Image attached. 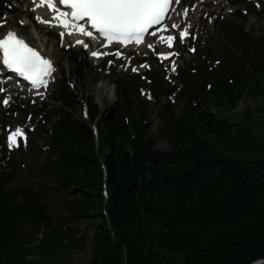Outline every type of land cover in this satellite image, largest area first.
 Segmentation results:
<instances>
[{
  "label": "trees",
  "instance_id": "16d2710c",
  "mask_svg": "<svg viewBox=\"0 0 264 264\" xmlns=\"http://www.w3.org/2000/svg\"><path fill=\"white\" fill-rule=\"evenodd\" d=\"M241 32V55L206 100L179 117L162 111L157 136L126 87L108 110L89 103L98 148L86 122L62 119L68 133L44 170L50 192L8 188L10 173L0 172V264H73L86 249L84 264L264 260V105L232 113L244 97L264 102V37Z\"/></svg>",
  "mask_w": 264,
  "mask_h": 264
},
{
  "label": "snow or ice",
  "instance_id": "6c2138e0",
  "mask_svg": "<svg viewBox=\"0 0 264 264\" xmlns=\"http://www.w3.org/2000/svg\"><path fill=\"white\" fill-rule=\"evenodd\" d=\"M170 2L176 0H40L41 4H46L53 11L52 21L43 20L36 17L39 22L52 24L58 22L63 29H75L80 34L88 37L93 36L94 30L99 37H102L108 45L117 42L120 45L134 43L140 45L144 42L145 34L155 25H163L166 13L169 11ZM65 6V9L58 7ZM38 6V5H37ZM85 21V23H79ZM90 25L91 30L85 27ZM172 28L180 26L173 23ZM64 32L60 33L61 38ZM189 33L187 30H181L177 36L167 35L161 39L171 48L174 40L183 41ZM154 35V34H153ZM76 43L84 44L83 41ZM71 46V45H70ZM87 48L88 45L84 44ZM152 48V44L147 45ZM178 54V53H176ZM93 57H99L101 53L92 51ZM119 56L121 53L116 52ZM162 58H167L172 53H159ZM112 61L110 60L109 63ZM173 62V70H174ZM6 68L25 81L31 83L33 88L47 86L48 77L53 72V63L49 58L44 57L35 47L30 46L23 36L18 35L16 31L8 30L5 34H0V70ZM132 71H137L133 68ZM4 91L0 88V92ZM5 106L8 105V98H0ZM30 119V117H29ZM24 137L26 143V134L19 126L11 131L7 136L9 148L18 146L17 137Z\"/></svg>",
  "mask_w": 264,
  "mask_h": 264
},
{
  "label": "rangeland",
  "instance_id": "374dc122",
  "mask_svg": "<svg viewBox=\"0 0 264 264\" xmlns=\"http://www.w3.org/2000/svg\"><path fill=\"white\" fill-rule=\"evenodd\" d=\"M4 1L7 3L9 7H11L12 9H15L13 14H19V16L22 19H23V15L28 16L29 14L31 15L32 13V11L27 7V4L25 2L22 3L20 2V0H16L19 6H15L14 4L11 5V2H13L14 0H4ZM249 8L250 9L248 13L244 15L245 17L243 16L240 17L238 14H240L241 11L238 9L235 10V12L237 11L236 14L233 16L230 15L231 23L228 26L224 27L225 29H223V31L218 30L211 36V39L209 40L210 54L207 55L206 59L210 62L208 66H211L212 71H209L207 69L205 60L202 59L201 57L202 54H197L195 57H189V59L187 58L182 59L183 62L181 63V68L183 66L182 68L183 75L179 77V83H177L175 87H170L169 85L164 83L162 79V74L158 73L156 81L160 83L161 87L167 88L168 90L167 94H169L172 90H175L181 84L183 85V87L186 85V83H183L184 81L183 76L185 78L187 74L191 76V74L188 71L191 69L190 67L193 62H196V66L195 67L192 66V69H197V70L199 69L201 71H204V68L206 67V70L208 72H213L217 70L220 65H216V68H213L212 62L223 60L224 57L222 55L224 53L228 52L232 55H237L238 49L234 46V43L232 42V39H231L232 33L236 27L243 26L244 31L253 32L254 36L261 35L262 30L260 28L264 25V14H262V12H258L257 10L251 8L250 6ZM239 9H245V6L243 8L239 7ZM9 11H10V8L6 12H9ZM224 12H231V11L225 8ZM219 18H222V16H219ZM26 30H28V28H26ZM45 32H47L46 35L44 34ZM36 39L40 42L41 47L44 49V52L48 54L49 56H51L57 63V72L55 73V79H54V83L56 84H54L51 87V91H53L57 85L59 86L68 85L70 89H71L70 85H73L72 88L79 90V87H77V85L74 83L72 72H70V70H72V65H70V61H69V59H71L74 54H77L80 56L82 64H84L86 67L85 72L83 74V78L81 79L82 80L81 83L83 84L82 90H83L85 97L87 95L89 98L91 97L94 98L95 99L94 101L97 103L100 110H108L109 108L112 107L115 101V86L112 83V78H103V74H101V70L97 67L95 68L94 62H91L90 60H88L86 55L83 54L80 49L70 48V44L69 43L65 44L61 42L60 38L54 39L53 32L47 29H45V31L44 29H42L41 35L37 34ZM215 40H217L216 44L218 45L213 44ZM185 68H186V71H185ZM68 72L70 74H68ZM155 74L156 72H152L151 76ZM112 75H113V78L114 76H116V77H120L125 82H132L129 79L130 75L128 74V72L126 73H124V71L117 72V70L114 69V70H111L109 75H106L105 73V77L112 76ZM77 80L78 79H76V82ZM141 86L150 87V88L153 87V86H146L145 84H141ZM98 87L99 88L101 87V89H103V91L105 92L103 93L105 97L102 99L97 97L96 90ZM160 97L163 103L167 102L168 99L165 93H163ZM260 104L261 106H263L264 102H262V99L259 96L254 97V98L244 97L238 103L237 111L242 112L246 110H254V108L256 106H259ZM182 106H183V102L179 99V101H177L174 105V113H180L182 110ZM23 107H26V109H29V104L23 105L21 103L19 105L20 113H17V115L8 114L5 111H3L0 115H4L5 118H9V119L12 118L15 121H17L21 117L19 122L20 123L25 122V115L27 114V112L22 111ZM82 107H83V104H80L76 112L77 116H81ZM156 113L157 112H153L151 116V132L150 133L152 135L157 134V128L160 124ZM258 117L263 118L264 120V113L259 112ZM40 134L41 132L39 131L38 133L35 134V137H38ZM261 137L264 138V134ZM156 148L160 150H165L167 148V141H165L164 139H159V141L157 142ZM32 156L33 155L29 156L30 160ZM35 159H36V162L39 161L37 160V156H35ZM31 180H34V173H32L30 169L25 168V169L20 170L18 172V175L16 174V176L10 182L9 187L17 186L23 181H31ZM88 258H89V250L86 249L84 252L73 256V264H84L88 260Z\"/></svg>",
  "mask_w": 264,
  "mask_h": 264
},
{
  "label": "bare ground",
  "instance_id": "6f19581e",
  "mask_svg": "<svg viewBox=\"0 0 264 264\" xmlns=\"http://www.w3.org/2000/svg\"><path fill=\"white\" fill-rule=\"evenodd\" d=\"M30 9L35 13V16L36 17H39V16H41V18L43 17L42 15H43V13L42 12H40V11H38V10H42V9H38L37 10V8L34 6V5H31L30 6ZM14 11H15V9H11L6 15H7V17L4 19V25L5 26H7V27H9L10 29H12V27H15V25H16V23L18 22V20H19V18L20 17H18V15L17 14H13L14 13ZM23 17H24V15H23ZM25 20H26V17H25ZM25 20H22V21H25ZM21 21V22H22ZM21 22H20V24H21ZM229 22V20H228V18H226L225 19V24H227ZM20 24H18V25H20ZM21 32V34L23 35V36H26V37H28L29 38V36L24 32V31H20ZM102 87H104V86H102ZM96 93H97V97L98 98H104L105 97V95L103 94V93H105L104 91H103V89H101V87L99 88H97V90H96Z\"/></svg>",
  "mask_w": 264,
  "mask_h": 264
},
{
  "label": "water",
  "instance_id": "95a60500",
  "mask_svg": "<svg viewBox=\"0 0 264 264\" xmlns=\"http://www.w3.org/2000/svg\"><path fill=\"white\" fill-rule=\"evenodd\" d=\"M251 264H264V260H257Z\"/></svg>",
  "mask_w": 264,
  "mask_h": 264
}]
</instances>
